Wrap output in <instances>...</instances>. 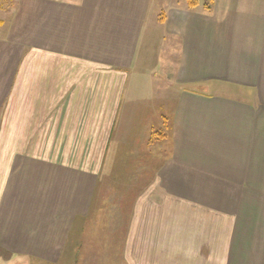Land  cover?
I'll list each match as a JSON object with an SVG mask.
<instances>
[{
    "label": "crops",
    "instance_id": "1",
    "mask_svg": "<svg viewBox=\"0 0 264 264\" xmlns=\"http://www.w3.org/2000/svg\"><path fill=\"white\" fill-rule=\"evenodd\" d=\"M116 225L123 264H264V0H0V252L119 264Z\"/></svg>",
    "mask_w": 264,
    "mask_h": 264
},
{
    "label": "rangeland",
    "instance_id": "2",
    "mask_svg": "<svg viewBox=\"0 0 264 264\" xmlns=\"http://www.w3.org/2000/svg\"><path fill=\"white\" fill-rule=\"evenodd\" d=\"M117 208H120V207H117ZM88 221L92 222V221H96V219L92 218L91 216H89L88 217ZM101 227H103V226H101ZM95 229L97 230L96 233H95V230H93L92 227H87L86 228L87 231L85 230L83 232L82 237L83 236H88V235H90L93 232H94V237L96 236V234H98V235L99 234H101V235L103 234V231L99 229V226H97ZM113 236H114L113 238L115 240V247H114V252H112L111 255H112V257H114V254H115V251H116V258H118V263L119 264H123V261H124L123 229L120 228L119 225H116L114 227ZM85 249H86V247H85ZM90 250H91V248L88 246V250L86 252L88 254L84 253V255H85V258H84L85 264L90 263L91 259L94 262V264H100L99 255L93 257V255L89 252ZM120 252H122V253L119 255ZM77 255H78V259L76 261V264H79V258H80L79 250L77 251ZM88 255H90V256L92 255V258L89 257ZM31 262H32V264L36 263V260L28 259L26 256H21V258L14 259V258H10L8 256V254H6L4 251L0 252V264H31ZM38 262H39L38 264H45L44 261H42V260H38ZM50 263L51 262H49L48 264H50ZM53 264H55V263H53ZM59 264H62V263H59Z\"/></svg>",
    "mask_w": 264,
    "mask_h": 264
},
{
    "label": "trees",
    "instance_id": "3",
    "mask_svg": "<svg viewBox=\"0 0 264 264\" xmlns=\"http://www.w3.org/2000/svg\"><path fill=\"white\" fill-rule=\"evenodd\" d=\"M190 8H195L202 3V6L206 10H211L214 4V0H186Z\"/></svg>",
    "mask_w": 264,
    "mask_h": 264
}]
</instances>
